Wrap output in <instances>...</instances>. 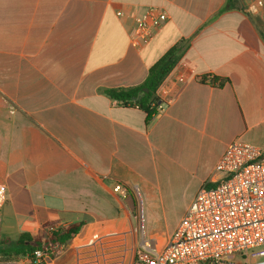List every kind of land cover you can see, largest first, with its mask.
Instances as JSON below:
<instances>
[{
  "label": "crops",
  "instance_id": "crops-1",
  "mask_svg": "<svg viewBox=\"0 0 264 264\" xmlns=\"http://www.w3.org/2000/svg\"><path fill=\"white\" fill-rule=\"evenodd\" d=\"M151 7L168 19L135 44ZM175 47L150 122L107 95L141 86ZM236 140L264 149V0H0V242L83 222L44 264H133L143 242L169 241ZM185 181L197 187L186 202Z\"/></svg>",
  "mask_w": 264,
  "mask_h": 264
},
{
  "label": "built area",
  "instance_id": "built-area-1",
  "mask_svg": "<svg viewBox=\"0 0 264 264\" xmlns=\"http://www.w3.org/2000/svg\"><path fill=\"white\" fill-rule=\"evenodd\" d=\"M167 19L156 7L135 16L133 43L150 41ZM215 172L217 178L202 186L169 241L162 247L143 242L133 264H264V149L233 141ZM113 191L127 196L121 185ZM6 198L7 186L0 182V222ZM58 249L64 247L37 249L19 258L0 254V264H44Z\"/></svg>",
  "mask_w": 264,
  "mask_h": 264
},
{
  "label": "trees",
  "instance_id": "trees-1",
  "mask_svg": "<svg viewBox=\"0 0 264 264\" xmlns=\"http://www.w3.org/2000/svg\"><path fill=\"white\" fill-rule=\"evenodd\" d=\"M183 52L181 47L171 49L149 71L146 81L138 87L130 89L108 90L107 95L118 103L127 107H138L147 113V123L157 114V107L162 103L157 91L171 71L179 62ZM55 226L47 223L43 226L40 236L32 237L30 234H22L16 243L3 240L0 242V253L8 257L19 258L32 254L37 249L67 247L81 232L84 223L57 226L54 231L48 228ZM57 254H61L58 249Z\"/></svg>",
  "mask_w": 264,
  "mask_h": 264
},
{
  "label": "rangeland",
  "instance_id": "rangeland-1",
  "mask_svg": "<svg viewBox=\"0 0 264 264\" xmlns=\"http://www.w3.org/2000/svg\"><path fill=\"white\" fill-rule=\"evenodd\" d=\"M0 182L4 183V181H2V179H1V177H0ZM175 189H176L175 191L177 192V195H179V197L182 199V201L186 202L189 199H191V197L194 195L195 191L197 190V187L195 186V184L193 182L185 181ZM129 196H130V198H132V200L134 202L135 210L137 212V220H136L137 228L143 227V219L140 218V215L138 213L139 204H138L136 193L133 191H129ZM147 206H148V204H147ZM165 207L166 206L161 205L160 209H164ZM174 210H175V205H173L171 208V211H174ZM145 215L147 216L146 209H145ZM167 215L168 214L165 215V218H164V215H162V217L160 216L158 218L153 219V224H152L153 230L151 233L165 231V228H166L165 224L168 221ZM139 235H140V233H139ZM65 252L66 253L62 254L63 257L66 255H69V251H65Z\"/></svg>",
  "mask_w": 264,
  "mask_h": 264
}]
</instances>
